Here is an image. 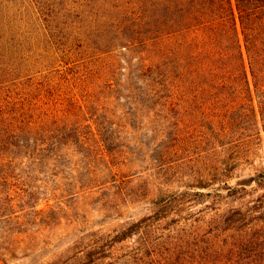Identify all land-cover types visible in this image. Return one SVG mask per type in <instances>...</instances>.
I'll return each mask as SVG.
<instances>
[{
	"label": "trees",
	"instance_id": "trees-1",
	"mask_svg": "<svg viewBox=\"0 0 264 264\" xmlns=\"http://www.w3.org/2000/svg\"><path fill=\"white\" fill-rule=\"evenodd\" d=\"M61 4L0 0V181L18 169L51 167L49 172L57 175L63 166L75 171L76 188H86L77 175L88 156L104 164L102 176L92 173L90 187L101 180L115 182L125 166L122 158L127 159L110 134L113 125L118 127L112 121L115 109L127 115L128 104L134 106L143 95L198 98L204 100L198 106L204 111H241L264 127V0L86 3L95 14L83 28L86 44L93 47L97 39L103 51L74 69L67 67L69 62L64 68L48 66L59 33L73 30L66 24L67 10L83 6ZM97 81L107 85L101 93L68 97L69 85ZM211 97L215 100L206 101ZM229 180L223 176L184 184L150 200L155 208L184 203L191 194L219 197L226 191L241 198L227 208L200 212L191 222L189 217L184 233L173 236L161 255L154 252L146 260L140 251H128L130 245H117L124 234L139 235L142 224L152 219L148 214L120 222L116 232L123 235L117 239L111 227L94 231L98 240L87 245L76 247L74 241L66 263L56 262L61 256L56 252L40 264H264V194L252 195L264 187V168L250 176L251 182ZM5 186L0 182V193ZM144 226L145 231L151 228Z\"/></svg>",
	"mask_w": 264,
	"mask_h": 264
},
{
	"label": "rangeland",
	"instance_id": "rangeland-1",
	"mask_svg": "<svg viewBox=\"0 0 264 264\" xmlns=\"http://www.w3.org/2000/svg\"><path fill=\"white\" fill-rule=\"evenodd\" d=\"M60 1L66 8L83 6L72 8L71 12L67 10L66 24L73 30L59 33L56 55L48 66L64 68V62H69L67 67L74 69L75 64L86 65L87 59L103 51L98 48L97 39L93 47L86 44V29H83L95 16L86 10V3L97 0ZM79 29L85 34L81 35ZM78 84L69 85L68 97L79 98L82 94L88 99L89 93H101L107 88L100 81L92 86ZM213 100L215 97L206 99ZM200 101L204 100L177 101L143 95L134 106L128 104L127 115L116 108L112 121L118 127L113 125L110 134L117 139L127 159H120L125 160V166L115 182L101 180L103 184L97 182L95 187H90L92 173L102 176L104 164L88 156L86 166L77 175L86 181V188H76L75 171L63 166L58 167L57 175L49 172L51 167L41 172L18 169L8 181H0L7 182L0 193V264H40L56 252L61 253L56 262L66 263L73 254L68 247L74 241L76 247L87 245L98 240L95 234L99 232L94 231L111 227L115 234L113 230L110 234L117 239L123 235L116 232L120 230V222L151 214L152 219L142 224L139 235L124 234L117 244L130 245L128 251L136 249L147 260L154 252L161 255L173 236L184 233L189 217L191 222L213 206L227 208L238 203L241 198L221 191L219 197H214V193L191 194L184 203L175 206H150L151 199L184 184L196 185L223 176L230 183H247L251 182L250 176L264 168V127L241 111L226 114L214 109L204 111L198 107ZM222 119L227 123L222 124ZM253 192L252 195L264 194V187H256ZM147 224L151 228L142 230Z\"/></svg>",
	"mask_w": 264,
	"mask_h": 264
}]
</instances>
